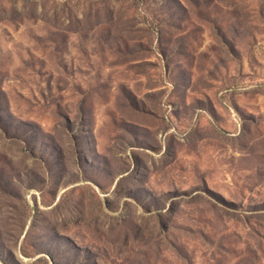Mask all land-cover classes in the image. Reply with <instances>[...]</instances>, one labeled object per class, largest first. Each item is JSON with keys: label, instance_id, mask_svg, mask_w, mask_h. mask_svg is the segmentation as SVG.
<instances>
[{"label": "rangeland", "instance_id": "obj_1", "mask_svg": "<svg viewBox=\"0 0 264 264\" xmlns=\"http://www.w3.org/2000/svg\"><path fill=\"white\" fill-rule=\"evenodd\" d=\"M0 264H264V0H0Z\"/></svg>", "mask_w": 264, "mask_h": 264}]
</instances>
